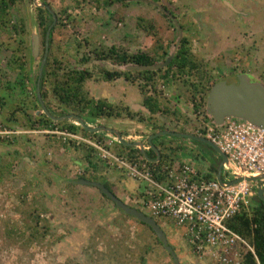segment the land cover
<instances>
[{
  "label": "rangeland",
  "instance_id": "obj_1",
  "mask_svg": "<svg viewBox=\"0 0 264 264\" xmlns=\"http://www.w3.org/2000/svg\"><path fill=\"white\" fill-rule=\"evenodd\" d=\"M36 1L38 4H47L56 16L54 46L53 50H48L47 60L52 51V55L64 68L78 67L79 59L85 55L90 61L83 65V68L96 73L98 69L108 72L122 71V65L94 59L95 49L103 51L102 49L111 46L128 54H150L160 50V46L170 53L179 34L168 17L163 16L159 8L162 7L172 12L180 25L183 23L185 30H182V38H188L190 50L196 59L203 63L209 81L234 84L263 82L264 0H159L157 5L129 0L125 5L113 3L107 7L102 6L104 0ZM36 7L32 0H22L11 10L15 18L24 19L27 38L24 44L27 47L30 46L33 28L38 32L40 40ZM62 9L65 10L64 13H61ZM117 16L123 20H117ZM136 17L150 20L154 24L156 35L150 37L139 31L135 25ZM31 56L30 50L25 51L23 55L24 74L29 75L30 80L24 81L22 93L29 97L33 95L43 56L41 43L37 58L33 59ZM11 59V51L0 48V98H4V102L8 103L7 108L11 100L21 95V90L12 86L19 80V74L9 64ZM235 74L241 76L227 78ZM8 85L12 87L7 88ZM100 86L93 81L86 84L95 98L98 97L96 93ZM105 86L107 85L102 84L100 88L104 89ZM124 86L127 84L122 79H117L113 85L114 89H106L107 98L115 101L118 95L123 97ZM157 86L162 104L166 105L161 108V112L164 113L166 109L171 111L175 107L181 114L180 119H187V122L192 124V130L197 128L200 132L204 124L203 116L193 112L191 88L184 86L180 80L168 85L158 82ZM160 86H163V89L160 90ZM137 90L138 85L132 83L129 91L133 98L141 96ZM48 96V107L55 114L65 112L55 99ZM33 112L36 111L31 110L30 115L35 117ZM161 115L154 117L158 129L172 131L174 125L171 119L164 120L159 117ZM205 116H209L207 111ZM83 120L89 123L88 119ZM1 121L0 128L4 130ZM118 122L114 119L101 121L104 127L116 131L122 128ZM146 124L140 129L129 125V133L148 131ZM20 125L19 123L17 126ZM42 129L25 128L22 129L26 130L25 133L17 135L20 137L10 135L11 139L0 142V163L7 162L0 169V264H171L170 257L156 244L154 235L134 218L116 209L99 194L97 188H76L65 184L67 180L78 179L82 175V168L74 162L80 158L79 154L83 151L75 152L65 147L62 150L58 135L43 132ZM101 134L106 138H113L109 133ZM187 143L190 144L188 141H180L179 145H188ZM6 146H9L7 151L15 156V150H19V155L30 157L32 165L24 159L18 160L19 165H13L15 157L3 153ZM19 166L22 169L16 170ZM109 174L103 169L95 177L100 182L107 179ZM118 183H112L113 194L117 198L122 197L123 201L128 200L133 206L135 203L132 200L136 191L134 184L131 181H127L126 186L119 181ZM33 209L40 210H37L40 214L38 223H34L35 220L28 215ZM156 221L158 225L161 224ZM168 226L160 228L167 242L176 248L181 264L186 263L188 258L185 255L183 230L173 223H168ZM12 229L16 231L8 234ZM32 229L37 232L36 238L30 236ZM186 253L191 259L188 251Z\"/></svg>",
  "mask_w": 264,
  "mask_h": 264
},
{
  "label": "trees",
  "instance_id": "obj_2",
  "mask_svg": "<svg viewBox=\"0 0 264 264\" xmlns=\"http://www.w3.org/2000/svg\"><path fill=\"white\" fill-rule=\"evenodd\" d=\"M19 1L20 0H0V46L11 51L12 59L9 61V64L19 74V80L15 82L12 86H16L23 91L24 81L30 80L29 75L24 74L25 61H23V55H25V51L30 50V46L27 47L24 43H22V39L27 40L24 23L22 21H19L17 24H11L12 17L8 12V6L17 5L19 4ZM128 1L129 0H104L102 2V6L107 7L113 3H122L123 5H125V3H127ZM132 1H142L151 5H157L156 3L159 2V0ZM165 10L167 11V9ZM64 12L65 10L62 9L61 13ZM167 12L174 17V14L172 12ZM163 16L166 18L168 17V19L171 21L167 13L163 12ZM116 19L119 21L123 20L119 16H117ZM36 21L37 27L39 29L41 43L44 45L45 33L49 25L52 23V16L47 9L37 8ZM135 25L139 31H143L147 36L151 37L156 35L154 24L150 20H147L143 17H136ZM180 27L181 30H183L184 32L185 28L183 23L180 25ZM56 28L57 26L53 27L51 30L49 38V50H53V34ZM11 31H13L14 34L11 33ZM159 48L160 50H155L150 54L148 52H136L134 54H128L126 52L117 50L114 46H111L102 49L103 51L95 49L93 54L95 56L94 59L108 60L113 64H132L139 66H149L154 65L157 59L166 58L168 54L167 51L165 49H162L161 46ZM52 53L53 52L51 51L49 59L46 60L45 67L41 76V98L46 103V105H48L46 101L48 100V95H50L60 106L65 109V112L63 113H72L82 117V119H88L89 123L84 120V122L88 126L95 124V122L99 119L120 120L123 119L125 116L130 120H136V116L140 114L144 118H138V122L147 123L146 126L150 128L148 131L155 134L156 131L164 129H158V126L152 124L149 120L151 117L149 115L160 113L161 108L164 107L165 104H162L163 102L159 94L155 96L149 94L150 90H147L148 88H151L152 90L156 91L157 81L161 82L164 85H168L169 83H172L176 80H180L184 86L191 88L194 94H198L200 93V91L208 92V90H210V88L218 82L209 81V77L207 75L205 67L203 66V63L197 60L194 54L191 52L189 40L185 36H183L181 43L177 49V52L175 53L174 57L169 62V64L165 68L159 69L157 71L131 72L124 70H115L112 72H108L104 69H98V72L96 73L90 71L85 67L83 68V65L87 64L90 61V58L86 57L85 55L79 59L78 67L64 68L62 63L57 58H55ZM118 78L124 79L130 83H133V81L135 80L144 81L145 85H139V90L142 91L141 96L144 100V106L149 111V115L147 114L145 116L141 112H130L127 106L122 104L115 105L108 102L106 99H96L93 94H90L89 90L86 87V84L89 81L96 82L97 84H101L102 82L111 84ZM262 81L264 82V78L262 79ZM12 86L8 85L7 88H11ZM0 101V120H2L1 122L3 123L1 126L5 128L4 130L0 128V142L5 139H11L10 135L17 136L18 134L21 135L22 133H25L24 131L26 130H34V128L38 125V127L43 129H53V122L46 115L41 114L40 116L32 117L30 114H25V111L29 108L31 110L37 109L38 99L35 92H33L32 97H29L26 94L19 95L17 99L11 100V102H9V108H7L6 105L8 103L4 102V98H0ZM200 106L202 107L201 104L195 105L194 107L200 108ZM15 110L22 111V114L19 113L22 117L19 116V118H17ZM50 112L52 111L50 110ZM51 114L57 115L53 112ZM173 116L175 119L180 117L177 112L174 113ZM208 117L206 116V120L208 119ZM19 123L22 126H17ZM58 126H60L59 131L68 130L74 133L78 132L83 138L86 139H101V136H99L98 134L90 133L81 128L74 120H70L69 122L65 121ZM17 127H20L22 129L26 128V130L18 129ZM214 127L217 128L216 125H214ZM21 137L26 138V136ZM26 141L27 140H24V142ZM187 141L188 140L183 139L182 142L186 143ZM188 142L190 144L187 143L188 145L183 144L180 146L178 145L179 143H175L174 139H170V137H164V139L157 137L153 140V144L158 149L160 156L158 161H154L152 163L150 159L155 160L156 155L151 149H149L148 153H146L147 158L149 159L148 161L145 160L146 158L137 149L133 150L132 148H127L126 153L130 161L135 162L137 164L146 163L151 173L153 174V177L159 181H164L165 177L167 176L169 167H171L176 160H179L177 157V153L179 152H182L184 156H189V158L192 160H196L199 166H203L204 164L206 165L207 163L206 174L203 173L202 175L207 180H215V176L217 175V165L215 162H210L206 153V151H208L209 154L211 152V149L203 144H199L198 146L197 142ZM64 146L65 148L73 149L75 152L83 151L79 154V156L81 155L84 159V163L87 164V169L84 171V174H86L89 169L92 172H96L99 168L102 167V162L96 159V154L93 152V148L87 145L85 142L73 143V141L68 140L64 143ZM197 146L199 148H197ZM15 153L16 156L20 154L19 150H15ZM4 154L13 155L15 157L14 161L17 163L19 162V159L23 160V157L28 158V156L25 155H19L16 157L13 153H9L7 150L4 151ZM80 158H78L76 161L79 162ZM28 159L29 161H31L30 157ZM202 161H204V163ZM198 169L199 171H202V169ZM86 178L88 179V177ZM79 179H85V177L80 176ZM91 180L98 181V179L94 175L92 176ZM100 182L110 192L114 193L113 184L105 180H100ZM66 185L68 187H75L74 183H70V181H68ZM99 194L107 201H110L102 193L99 192ZM138 195L140 194L138 193ZM37 210L38 209H33L32 213H28V215L33 220H35L34 223H38L40 221V214L38 213V211L40 212V210ZM140 224L145 226L153 234V232L148 226L142 223ZM227 226L230 227L235 233L240 235L244 240H246L247 243L254 250V255L249 251L243 253L239 264H264V203L257 197L254 198L248 208H242L238 213H236L232 217V219L227 220ZM25 229H27V227H25ZM13 231L16 230L12 229L10 232H8V234ZM30 236L36 238L37 232L32 229V233L30 234ZM182 238L185 242V247L187 251H190L191 248L186 242V237L184 233L182 234ZM155 241L157 245L163 248L162 244L160 243V241L157 240L156 237ZM168 245L171 247L172 251L174 252L177 258V262L170 258L171 264H181L176 248L171 246L169 243ZM166 253L169 257H171L170 253ZM191 258H193V260H188L191 261V263L196 264L193 255L191 256ZM142 260L145 262L144 258H142Z\"/></svg>",
  "mask_w": 264,
  "mask_h": 264
},
{
  "label": "built area",
  "instance_id": "obj_3",
  "mask_svg": "<svg viewBox=\"0 0 264 264\" xmlns=\"http://www.w3.org/2000/svg\"><path fill=\"white\" fill-rule=\"evenodd\" d=\"M55 134L64 143L85 142L93 148L97 160L136 182L141 196L134 203L139 211L163 226L173 223L181 228L196 264H239L243 253L254 255L247 241L227 226V220L249 207V200L254 198L255 190L264 187V181L230 182L239 176H264V131L234 118L221 127H206L201 136L227 157L221 182L216 176L215 180H207L202 175L206 171H199L187 160H176L164 181H159L146 163L130 161L115 139H86L68 130Z\"/></svg>",
  "mask_w": 264,
  "mask_h": 264
},
{
  "label": "water",
  "instance_id": "obj_4",
  "mask_svg": "<svg viewBox=\"0 0 264 264\" xmlns=\"http://www.w3.org/2000/svg\"><path fill=\"white\" fill-rule=\"evenodd\" d=\"M44 7L51 13L50 9L44 5ZM163 12L167 13L169 15V18L171 19V22L174 24L175 28L178 31V39L175 43L174 49L167 54L166 58L157 64L149 65V66H139V65H122L121 68L124 71H132V72H141V71H157L159 69L164 68L168 65V63L172 60L175 53L177 52V49L181 43L182 40V30L180 27V24L176 21L175 17L170 15L165 9L162 7H159ZM52 14V13H51ZM55 23V17L53 16V23L49 26L47 29L45 44H44V54L41 59V63L38 70V76H37V82H36V96L38 99V102L41 106L42 111L51 119L54 121H62V120H74L76 123L83 128L84 130L90 132V133H96L99 136H103L101 132H106L111 135H115L116 138L119 140V142L123 145L127 146H137L139 151L144 154L143 146L141 143L136 144H129L124 143L121 139V135L116 130L109 129L104 126H96L91 127L86 125L82 117L76 115V114H69L66 116L54 118L50 115V113L47 111L41 95H40V81L41 76L43 73V69L47 60V54H48V39H49V33L51 30V27ZM30 51L32 54V58H37L39 52H40V40L38 32L35 28H33L31 35H30ZM241 74H235L234 76L227 77L229 79H234L240 77ZM206 111L208 112V115L213 119L214 124L217 127H221L224 125L225 121L230 118L234 119H240L248 124H250L252 127L264 131V83L257 81V82H250V83H243V84H234V83H216L214 84L207 96L206 100ZM40 112H37V114ZM98 121H104V119H99ZM171 135L173 137L183 138L191 142H197L200 144H203L211 149L210 154H216L220 158V162L217 165V175L216 179L218 182H221V173H222V167L224 164H228L227 157L220 151V149L214 145L212 142L207 140L206 138L202 136H197L193 134H184V133H176V132H170V131H162L159 134H153L149 137V143L153 147V151L156 152L157 156H160V153L158 149L152 144V139L156 138L158 135ZM192 163V162H191ZM264 181V176H239L236 177L235 180L230 182L231 184L237 183L239 181H245L250 184H254L255 181ZM78 184H84L91 187L97 188L105 197H107L111 202L114 204V206L121 211H123L125 214L135 218L138 222L148 226L153 234L156 236L157 240L160 241L162 244L164 250L171 254L172 259L177 262V258L172 251L171 247L168 245L166 236L163 232V230L160 228V226L156 223V221L149 216H146L144 213L136 210L135 208H132L128 205H126L122 200L117 198L112 192H110L102 183L96 182V181H89L86 179H81L79 182H75ZM254 198H258L264 203V187H261L257 190H255V194L253 196ZM252 198L251 202L254 200Z\"/></svg>",
  "mask_w": 264,
  "mask_h": 264
},
{
  "label": "flooded vegetation",
  "instance_id": "obj_5",
  "mask_svg": "<svg viewBox=\"0 0 264 264\" xmlns=\"http://www.w3.org/2000/svg\"><path fill=\"white\" fill-rule=\"evenodd\" d=\"M22 0H20L19 1V4H20V2H21ZM32 2L34 3V5H36L37 7H36V9L37 8H45L44 7V5L46 6V7H48V5L47 4H45L44 2H41V4H38L37 3V1L36 0H32ZM19 4H17V5H14V6H12V5H10V6H8L9 7V9H8V12H9V14L11 15V24H17L19 21H22L23 23H24V19L23 18H21V17H18V18H15V16L12 14V9H15ZM49 8V7H48ZM46 9V8H45ZM51 11V10H50ZM50 13V12H49ZM52 13V12H51ZM50 13V14H51ZM51 16H52V23H53V16L55 17V23H56V16L54 15V14H51ZM51 23V24H52ZM55 23L53 24V26L51 27V30H52V28L53 27H55L56 25H55ZM50 24V25H51ZM25 25V24H24ZM49 25V26H50ZM49 28V27H48ZM47 28V29H48ZM26 29V28H25ZM51 30H50V33H49V38H50V34H51ZM11 33H13V31H11ZM14 34V33H13ZM46 34H47V30H46V33H45V38H44V44H45V39H46ZM22 43H24V41H25V39H22ZM40 43H41V39H40ZM41 45H42V47L44 46L42 43H41ZM0 48H4V47H1L0 46ZM6 49V48H5ZM48 50H49V39H48ZM43 54H44V47H43ZM43 57V56H42ZM164 59H157L156 60V62H155V64H157V63H160V62H162ZM169 64V63H168ZM118 65V64H117ZM127 65V64H126ZM45 67V66H44ZM166 67V66H165ZM164 67V68H165ZM44 70V69H43ZM132 72V71H131ZM119 80L121 79V78H118ZM124 82H126V84H127V86H128V88H130L131 87V84L132 83H130V82H128V81H126V80H124V79H122ZM29 81V80H28ZM117 81V79L115 80V81H113L114 83ZM37 82V81H36ZM105 83V82H104ZM133 83H135L136 85H138V92L140 93V95H141V92L142 91H140L139 90V85H145V83H144V81L143 80H135V81H133ZM173 83V82H172ZM218 83V82H217ZM105 84H107V83H105ZM104 85V84H103ZM157 85H158V81H157ZM107 86H109V88H111V87H113V85L112 84H110V83H108V85ZM147 86V85H146ZM7 89V88H6ZM39 89H40V86H39ZM113 89H114V87H113ZM123 89V88H122ZM159 88H158V86H157V89H156V91H154V90H152L151 88H148L147 90H150V92H149V94H151V95H153V96H155V95H158L159 94V90H158ZM161 89H163V86H160V90ZM211 89V88H210ZM2 91H4V90H2ZM158 91V92H157ZM209 91L210 90H208V92L207 91H200V93H198V94H194V93H192V96H191V98H190V100L191 101H194L193 103V112H194V114H199V115H202L203 116V118H202V122L204 123L203 124V129L199 132L198 131V129L197 128H195V130H192L193 128H192V124H190V123H188L187 122V119H184V120H181L180 119V117L179 118H177V119H175L174 118V113H176L177 112V114H179V115H181L180 114V112H179V110H175V107L174 108H172V110L171 111H167V109L164 111V113L163 112H160V113H156V114H153V115H149V111H148V109L144 106V100H143V97L142 96H139V97H137V98H133L132 96H129L130 97V99H131V101H132V105H131V103L129 102V104L127 103V102H125V101H123V99H120L119 101H116V102H114V101H112V100H109V98H107V95H108V93H107V91H105V90H103L102 92H101V94H100V98L98 97V99H106L108 102H110V103H112V104H115V105H119V104H122V105H125V106H127L128 108H129V110H130V112L132 111V112H134V113H139V112H141L142 114H144L145 116L148 114L149 116H151L150 117V122L152 123V124H155L156 126H157V124H156V121L154 120V117H156V115H161V116H159V117H162L164 120L165 119H167V120H169V119H171L170 121H171V123H173V125H174V127H173V129H172V131H170V132H176L177 133V130H176V128H182V130H186L187 132H189L190 130L191 131H196L195 133H193V135H197V136H201V134L203 133L204 134V132H205V129H206V127H208V126H210V127H213L215 124H214V121H213V119L211 118V117H208V119L206 120V116H205V112H206V100H207V96H208V93H209ZM7 92V91H6ZM34 92L36 93V84H35V89H34ZM21 94H23L22 93V90H21ZM107 94V95H106ZM124 94L125 93H123V96H124ZM40 95H41V92H40ZM126 95V94H125ZM159 95H161V94H159ZM195 95H196V97H195ZM33 96V95H32ZM196 98V99H195ZM177 99H178V97H177ZM43 101V100H42ZM46 102H48V100L46 101ZM43 103H44V105H45V107H46V109H47V111L50 113V115L52 116V117H54V118H58V117H62V116H66V115H69V114H72V113H62V114H57V115H53V114H51L53 111L48 107V105H46V103L43 101ZM204 103V104H203ZM10 104V103H9ZM202 105V107L200 106V108H196V107H194L195 105ZM10 106V105H9ZM177 106V105H176ZM164 107H166V105L164 106ZM196 108V109H195ZM50 110L52 111V112H50ZM16 111V110H15ZM30 111H31V109L29 108V109H27L26 111H25V114L27 115V114H30ZM33 111H36V112H33L34 114H35V117H37V116H40L41 114H44V115H46L43 111H42V109H41V106H40V104H39V102H38V105H37V109L36 110H33ZM22 111H20V110H17L16 111V117H19L20 116V114L19 113H21ZM37 112H40V113H38L37 114ZM54 113V112H53ZM22 114V113H21ZM33 114V115H34ZM129 114H131V113H129ZM47 116V115H46ZM20 117H22V116H20ZM48 117V116H47ZM137 117V120H138V118H144L143 116H141L140 114L139 115H137L136 116ZM52 122H53V129L52 130H49V129H42L43 130V132H48V133H52V132H54V133H52V134H54V135H56L55 133H57V131H59V129H60V126H58V125H61L63 122H65V121H67V120H62V121H54L53 119H51L50 117H48ZM123 119H128L127 117H125L124 116V118ZM154 121V122H153ZM158 123V122H157ZM58 124V125H57ZM104 123H101V124H99V122H95V127L96 126H104L103 125ZM39 126V125H38ZM37 126V127H38ZM188 126H190V129H188ZM63 131V130H62ZM162 131H169V130H160V132H162ZM180 131V130H179ZM178 131V132H179ZM190 133V132H189ZM191 134V133H190ZM120 135H121V138H123V139H121L124 143H129V144H136V143H141L142 144V146L145 148V144L146 143H142V142H140L139 141V139L138 138H135L134 137V135H139L140 136V132H139V134H133L132 136H128V133L127 132H124V130L123 131H121L120 132ZM151 135H153V134H151ZM163 136V135H162ZM168 136V135H167ZM160 137V136H159ZM58 139H59V141H60V138L58 137ZM170 139H174V142L175 143H179L180 141H183V139L182 138H176V137H171ZM173 142V141H172ZM199 144L200 143H198V146H199ZM179 145V144H178ZM197 146V148H199ZM121 149H123L124 151H126L127 150V148L128 149H137L138 151H139V149L137 148V146H133V147H131V146H127V145H124L123 144V146H121L120 147ZM149 151V150H148ZM140 152V151H139ZM141 153V152H140ZM143 155V154H142ZM81 158L83 159V157L81 156ZM81 158H80V161L79 162H77V161H75L74 163L76 164V163H80V165H84L83 164V162L81 161ZM150 160H152V159H150ZM150 162V161H149ZM152 162H154V160H152L151 161V163ZM5 163H7V162H1L0 163V169L2 168L1 166H3V165H5ZM194 165V164H193ZM76 166H77V164H76ZM197 167V166H196ZM198 168V167H197ZM85 170H86V168H84ZM1 175V174H0ZM92 175H93V172H90V173H86V176L88 177V179H92ZM75 182V181H74ZM261 185H263V183L261 182L260 183ZM98 190V189H97ZM99 191V190H98ZM100 192V191H99ZM101 193V192H100ZM134 197H133V200L132 201H134L135 202V200L137 199V198H139L140 196L138 195V190H136L135 191V193H134ZM120 200H122V197L121 198H119ZM109 202H111V200L109 201ZM122 202H124L126 205H128V206H130V207H132V208H135L136 210H138L139 211V209L137 208V206L134 204L133 206H131L129 203V201L127 200V201H123L122 200ZM112 203V202H111ZM113 204V203H112ZM114 205V204H113ZM116 209H118V208H116ZM118 210H120V209H118ZM121 211V210H120ZM123 212V211H122ZM124 213V212H123ZM125 214V213H124ZM125 215H127V214H125ZM127 216H129V215H127ZM130 217V216H129ZM135 219V218H134ZM136 220V219H135ZM137 221V220H136ZM160 227H162L163 225H159ZM164 227V226H163ZM172 258V257H171Z\"/></svg>",
  "mask_w": 264,
  "mask_h": 264
},
{
  "label": "crops",
  "instance_id": "obj_6",
  "mask_svg": "<svg viewBox=\"0 0 264 264\" xmlns=\"http://www.w3.org/2000/svg\"><path fill=\"white\" fill-rule=\"evenodd\" d=\"M106 83V82H105ZM104 82H102L100 85L102 86V84H105ZM124 83H126V82H124ZM112 85H114L115 83L114 82H112L111 83ZM106 85H108V83L106 84ZM125 85V84H124ZM100 86V87H101ZM99 87V89L97 88V95H98V97L100 98V94H101V92L103 91V90H105L106 91V89H108L109 88V86H105L104 87V89H103V87L102 88H100ZM130 88H128V86H124L123 87V93H126V95H124L123 97H122V95L120 96V95H118V98L117 97H115V98H117V100H115L114 102H116V101H119L121 98L123 99V101H125V102H127L128 104H129V102L131 103V105H132V101H131V99H130V97L129 96H131L130 94ZM114 93H115V91H114ZM113 94V93H112ZM98 97L96 98V99H98ZM115 122H118V120H114ZM120 121H123L122 123H120V122H118V123H120V125L122 126V128H121V130L123 131H125V130H128V131H125V132H127L128 133V136H132L133 134L132 133H129V132H131L130 131V127L131 126H129V125H133V127L135 126V129H136V127H137V129H140L145 123H140V122H138V121H136V120H130V119H120ZM137 125V126H136ZM145 128L146 129H150V128H148L147 126H145ZM179 129H181L178 133H184V134H190L189 132H187L186 130H182V128H179ZM121 130H117L118 132L119 131H121ZM157 132V134H159L160 133V130L159 131H156ZM156 132H155V134H156ZM151 134H153V133H151V132H149V131H143V133H140V136L138 135H134V137L135 138H138L139 139V141L140 142H142V143H146L145 145V148H143V150H144V154H143V156L146 158V160H149L148 158H147V154L146 153H148V150L149 149H151V150H153L152 148V146H151V144L149 143V137L151 136ZM192 134V133H191ZM157 137H159V135L157 136ZM156 137V138H157ZM164 137H172L171 135H160V137L159 138H161V139H164ZM156 138H154V139H156ZM154 139H152V144H153V140ZM185 143V142H184ZM154 145V144H153ZM2 146V145H1ZM155 146V145H154ZM9 146H6V150L7 149H9L8 148ZM62 148V150L64 149L63 148V146L61 147ZM204 149V148H203ZM181 151V150H180ZM4 153V152H3ZM155 153V155H156V159L154 160L155 162L156 161H158V159H159V157L157 156V154H156V152H154ZM206 153H207V156H208V159L210 160V162H215L216 163V165H218L219 164V162H220V158H219V156L218 155H216V154H208V151H206ZM205 153V154H206ZM0 154H2V153H0ZM49 154H51L50 152H49ZM142 154V153H141ZM177 157H178V159L181 161V160H187V161H189V162H192V164H194V165H196L198 168H200V169H202V171H206V165H207V163H206V165L204 164L203 166H199L198 165V162L196 161V160H192V159H190L189 158V156L187 157V156H184L183 155V153L182 152H179V153H177ZM26 162H28V164H30V165H32V163H31V161H29V159L27 158V157H24L23 158ZM200 160V159H199ZM81 161L83 162V164L85 165V166H83V167H85V168H87V164L86 163H84V159H82L81 158ZM150 161H152V160H150ZM201 161V160H200ZM203 163H204V161H202ZM18 163L17 162H15L14 161V164L13 165H17ZM75 164V163H74ZM77 164V166H79L80 165V163H76ZM75 164V165H76ZM19 165V164H18ZM20 169H22V167H16V170H20ZM103 169L102 168H99L98 169V171L97 172H95V173H93V175L94 176H96V174L97 173H100V171H102ZM104 171H109V175H107L106 176V178L107 179H105V181H107V180H109L108 182L109 183H116V184H119L118 183V181L121 183V184H123V185H125V183L127 182V181H131L133 184H134V186H133V188L135 189V185H136V182H134V181H132V180H130L129 178H127L122 172H120V171H112V169L111 170H106L105 168H104ZM15 172V171H14ZM13 172V173H14ZM92 175V176H93ZM124 178V179H123ZM87 179V178H86ZM81 179H73V180H67V182L68 181H70V183L71 182H73L74 183V185H75V187L76 188H78V187H81V186H86V187H91V186H88V185H84V184H78V183H75V182H79ZM87 180H90V181H94V180H91V179H87ZM103 180V179H102ZM75 181V182H74ZM67 182L65 183V184H67ZM126 186V185H125ZM91 188H94V187H91ZM132 190V189H131ZM133 193H134V191H133ZM138 222V221H137ZM139 223V222H138ZM140 224V223H139ZM141 225V224H140ZM141 226H143V225H141ZM143 227H145V226H143ZM164 227H166V226H164ZM164 227L162 226V228L164 229ZM169 227V226H168ZM152 234V233H151ZM154 237H156L155 235H154ZM186 251H187V249H185V255L187 256V258L190 260V256L188 257V255H187V253H186ZM188 253L190 254V251H188ZM191 255V254H190ZM192 256V255H191ZM171 258V257H170ZM185 258V257H184ZM180 259V258H179ZM186 260V263L185 262H183V264L185 263V264H193V263H191V261H189V260ZM191 260H192V258H191Z\"/></svg>",
  "mask_w": 264,
  "mask_h": 264
},
{
  "label": "clouds",
  "instance_id": "obj_7",
  "mask_svg": "<svg viewBox=\"0 0 264 264\" xmlns=\"http://www.w3.org/2000/svg\"><path fill=\"white\" fill-rule=\"evenodd\" d=\"M68 122H69V121H68ZM96 122H99V121H96ZM99 123H100V122H99ZM91 127H95V124H92ZM120 132H121V131H119V133H120ZM47 133H48V132H47ZM76 133H78V132H76ZM58 137H59V136H58ZM101 137H104V136H101ZM59 138H60V142H61V144H62V146H63V148H64V147H65V146H64V142L61 140V137H59ZM111 139H113V140L115 139L114 142H115V144H117V145L119 146V148H120L121 146H123V145L119 142V140L116 138L115 135H114L113 138H111ZM122 139H123V138H122ZM73 143H76V142L73 141ZM137 148H138V147H137ZM120 150H123V149L120 148ZM83 166H85V165H79V167L82 168V175H81V176H84L85 179H86L87 176H86V174H84V171H85L84 168H85V167H83ZM101 168H102V169L105 168V169H107V170H108V169L111 170V168H108V167L105 166L103 163H102V167H101ZM86 169H87V168H86ZM112 171H115V172H116L117 170H115V169L112 168ZM87 172L90 173V172H92V171L89 169V171H87ZM87 172H86V173H87ZM108 172H109V171H108ZM93 173H95V172H93ZM86 180H87V179H86ZM89 181H90V180H89ZM96 182H99V181H96ZM100 183H101V182H100ZM94 188H95V187H94Z\"/></svg>",
  "mask_w": 264,
  "mask_h": 264
}]
</instances>
